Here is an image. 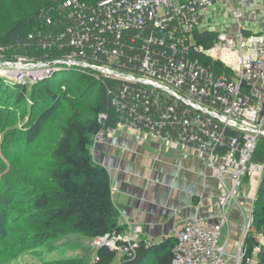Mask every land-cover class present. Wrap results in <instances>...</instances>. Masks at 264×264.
I'll list each match as a JSON object with an SVG mask.
<instances>
[{"label":"built area","instance_id":"built-area-1","mask_svg":"<svg viewBox=\"0 0 264 264\" xmlns=\"http://www.w3.org/2000/svg\"><path fill=\"white\" fill-rule=\"evenodd\" d=\"M223 1L233 21L220 31L206 12ZM241 6L230 0H60L40 11L39 31L30 36L50 73L83 71L107 90L114 124L102 125L95 145L128 131L180 145L211 167L221 185L214 216L185 218L168 236L176 239L171 264H230L221 241L230 209L247 198L244 180L264 172V163L253 161L264 138V27L253 32L256 14ZM206 34L214 36L208 46L200 40ZM109 115L100 117L108 121ZM132 233L119 235L122 244L103 235L92 246L133 257L139 227ZM240 254L233 256L238 264L244 249Z\"/></svg>","mask_w":264,"mask_h":264},{"label":"trees","instance_id":"trees-1","mask_svg":"<svg viewBox=\"0 0 264 264\" xmlns=\"http://www.w3.org/2000/svg\"><path fill=\"white\" fill-rule=\"evenodd\" d=\"M47 2L35 11L32 20H27L25 30L17 32L13 37H3L0 39V46L6 47V51L11 49V46L17 47L18 51L14 55L23 54L26 58L32 60L41 58V52L35 51L30 45L33 43L30 36L39 31V26L35 24L36 16L41 10L47 8ZM40 24V20H39ZM16 26L7 34L13 35L16 31ZM213 35L206 34L200 37V40L208 45L213 43ZM209 62V61H207ZM68 72V71H66ZM76 73V71H69ZM79 73V72H77ZM80 78L85 82L79 87L85 99H93L95 102L89 105V108L78 107L75 103V97L66 92L75 84L65 77V79L51 78L48 84H45L44 90L47 93L49 104L43 107V111L39 113L37 118L31 123L21 135L14 137L15 141L23 140L26 143L35 145L37 138L44 133L47 134L46 126L52 116L55 120L52 123L56 134L45 136L47 143L41 149L50 152L47 156L40 158L41 163L36 168L40 177L42 188L36 187L32 191V196L29 198V203L32 204V211L35 215L39 214V218H43L40 222V230L34 232L29 238H24L22 253L28 247V243L32 240L33 245L42 244L54 238L66 236L69 233L76 232L90 236L91 238L110 235L118 238L123 234L124 226L118 224V209L112 199L110 186V173L102 164L94 160L91 154L94 135L99 134L102 125L107 122L113 125L112 121L116 108L113 106L111 99L107 97L102 83L92 77L79 73ZM92 82V85L89 84ZM95 88V89H94ZM62 91V92H59ZM32 98V93L29 89L22 88L21 94L14 101H22ZM28 105V104H27ZM30 110L29 107H25ZM31 109H33L31 107ZM101 112H109V120L101 119ZM22 121L27 120L26 116L21 118ZM19 127L16 125L9 126L3 135V142L0 143V149L6 157L9 152L19 155L20 145L9 147V143L5 142L4 137L10 136L13 133H19ZM27 145V144H25ZM1 159V158H0ZM253 161L256 163H264V138L260 139L256 148ZM257 188L254 219L252 223L253 230L264 232V172L262 173ZM3 206H0L2 208ZM0 214L2 217L6 214V207L2 208ZM250 231L244 243V257L242 264H250L249 260L253 258L256 249L259 246V241L255 231ZM118 243L122 244L120 238ZM176 239L168 237L160 243L152 244L150 247L144 244V241H139V247L136 254L131 257L124 255L120 260V264H171L174 258L173 247ZM33 247V246H32ZM98 259L92 264H112L117 257V251L110 249L107 245H102L97 249ZM8 250H1L0 256L10 255ZM258 264H264V247L257 252ZM8 263V259L3 264ZM47 264H83L80 258L59 259L48 261Z\"/></svg>","mask_w":264,"mask_h":264},{"label":"rangeland","instance_id":"rangeland-1","mask_svg":"<svg viewBox=\"0 0 264 264\" xmlns=\"http://www.w3.org/2000/svg\"><path fill=\"white\" fill-rule=\"evenodd\" d=\"M230 1L232 5L237 7L234 0ZM262 1L263 0L254 1V6L251 5L247 11L255 12L262 4ZM46 2L47 0H0V33L7 34L14 26H16V24H18L13 35H0V39H3V37H13L18 31L22 32L25 30V22L28 19L32 20L35 11ZM58 2H60V0H54L52 3ZM206 13L208 14V23H211L216 30L222 31V28L229 26L233 21L231 7L228 2H219L214 7L207 10ZM39 14L40 12L35 16L37 17ZM16 51H18L17 47L11 46V49L8 51H1L0 53V143L3 142L4 131L14 124L19 127V133H13L10 136L4 137V141L6 143L11 141L9 147L20 145V148H22L19 150V155L9 152L6 157H4L3 152L0 149V206H3L2 208L6 207L5 216L2 217L0 214V251L8 250L9 253H11L5 257L0 256V264H3L6 259H8V263L6 264H47L48 261H53L54 259L58 260L60 258L70 259L78 257H82L84 264H90L96 250L89 247V249L85 251L89 239H87V235H79L76 232L69 233L63 237L51 239L35 246L33 245L34 242L30 240L26 250L24 249L22 253H18V251L21 252L20 249L24 238L27 239L31 234L40 230V222L43 221V218H39V214L35 215V211H32V204L29 203V198L32 196L34 188L43 187L39 183L40 177L38 172H36V168L41 163L40 158L45 156H47L46 158H49L50 152L46 151L45 148L42 151L41 149L43 146L47 147L45 146L47 143L45 136L50 133L51 135L56 134L55 124L53 126L52 123L57 115L54 114V116L50 118L49 123H47L46 126L47 134L44 133L42 136H39L35 145H33V143H26L22 139L15 141L14 137L21 135L22 132L34 122L39 113L43 111L42 108L47 106V104L50 105L47 93L44 90V85L48 84L51 78L62 80L67 77L73 83L80 78V74L77 72H66V70L61 72L56 71V74H52V72L50 73L51 65L47 63V67L40 66L33 68V70H38L37 73L39 75H31V71H26L25 73H17L16 76H12L10 73L6 72L12 71L10 66L8 67L5 65L7 63L22 62L24 64H42V62H38L39 60L35 58L33 60L32 58H26L23 54H17L16 56L14 55V52ZM41 61L46 63L48 60ZM81 73L87 75L86 72L82 71ZM82 83L85 85V82L80 79L66 90V92H64V90L63 92H59H62L64 95L70 93L75 97V103L78 107L89 108V105H92L95 100H89L83 97L82 92L79 89ZM89 84L92 85V82H89ZM26 87L32 93V98L26 99L25 96L20 102L14 101V99L21 94L22 88ZM25 107H29L30 110ZM31 107L33 109H31ZM25 116L27 120L22 121L21 118H24ZM48 137L50 139V135H48ZM250 179L251 181L255 179V183L259 180L258 176H252ZM244 181L249 183L246 186V183L244 182V192H246V197H249L251 202L247 203H251V206L245 205L243 208L237 206L239 211L236 212L237 214H240L241 218L239 220L240 225L239 227L237 225L236 227H231L233 232H237V241L235 240V242L238 246L237 249L239 250L240 247L242 249L241 244L244 240L245 234L247 236V234L253 230V221H250L251 224L249 227L248 220L250 216L251 218H254L253 211L256 201L252 196L251 188L248 190L249 185H251L249 178ZM252 191L256 192L257 187L255 186ZM119 202L124 204L121 199H119ZM2 208H0V212ZM134 227H139V232L142 231L141 226L136 225ZM255 234L257 235L260 247L256 249L253 258L249 260L250 264H258L257 252L260 251L262 246L264 247V233H262V231H255ZM224 237L225 235L221 238V241H224ZM112 244L113 243H111V245ZM49 252L53 253L49 254ZM124 254V252H118L117 258L112 264H119V258L121 260ZM238 254L240 253L238 252ZM240 261V264H242V259H240ZM233 263L238 264L236 259H233Z\"/></svg>","mask_w":264,"mask_h":264},{"label":"crops","instance_id":"crops-1","mask_svg":"<svg viewBox=\"0 0 264 264\" xmlns=\"http://www.w3.org/2000/svg\"><path fill=\"white\" fill-rule=\"evenodd\" d=\"M254 1L256 2L234 0L238 7L242 5L246 11L251 5L254 6ZM261 5L255 12L247 11L251 15L256 14L254 21H250L253 32L264 27ZM91 154L96 162L109 170L112 199L119 212L118 224L125 227L123 234H133L134 225H139L142 231L137 236L138 241H144L145 245L150 242L155 244L174 235L185 218L199 216L208 220L214 216L212 206L221 191V185L215 180L211 167L204 162L202 156L191 153L180 145H166L152 137L136 136L128 131L96 145L94 139ZM251 177L246 179L249 178L251 185L248 190L251 188L254 196L252 189L255 186L258 188L259 183H255V179L251 181ZM244 182L246 186L249 184ZM116 185L119 189L114 191ZM247 202H251L249 197L242 202V208L245 205L251 206ZM236 211L239 208L233 205L229 212V228L226 226L223 234L230 264H234L233 256L241 252V247L240 250L237 249L235 242L237 232L231 230L232 226L240 225V214ZM87 239L89 243L85 251L90 247L97 254L98 248L92 246L93 238L87 236ZM241 246L243 250L244 245ZM94 258L95 255L90 264L94 262Z\"/></svg>","mask_w":264,"mask_h":264},{"label":"bare ground","instance_id":"bare-ground-1","mask_svg":"<svg viewBox=\"0 0 264 264\" xmlns=\"http://www.w3.org/2000/svg\"><path fill=\"white\" fill-rule=\"evenodd\" d=\"M5 65H7L8 67L10 66L12 68V71H6V72L10 73V75H12V76H16L17 73H19V74L25 73L26 71H31V73H30L31 75H34V74L39 75L37 73L38 70H36V69L33 70V68L34 67H40V66L47 67V64L45 62H42V64L41 63L24 64L22 62H17V63L10 62V63H7ZM43 72L45 73L44 70H43Z\"/></svg>","mask_w":264,"mask_h":264},{"label":"water","instance_id":"water-1","mask_svg":"<svg viewBox=\"0 0 264 264\" xmlns=\"http://www.w3.org/2000/svg\"><path fill=\"white\" fill-rule=\"evenodd\" d=\"M244 243H245V240L243 241V245H244ZM243 248V247H242Z\"/></svg>","mask_w":264,"mask_h":264}]
</instances>
